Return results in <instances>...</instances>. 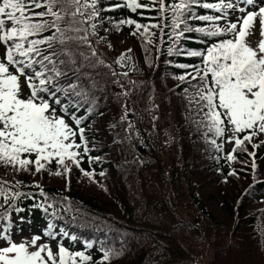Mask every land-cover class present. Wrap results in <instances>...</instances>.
Returning <instances> with one entry per match:
<instances>
[{
  "label": "trees",
  "instance_id": "obj_1",
  "mask_svg": "<svg viewBox=\"0 0 264 264\" xmlns=\"http://www.w3.org/2000/svg\"><path fill=\"white\" fill-rule=\"evenodd\" d=\"M218 1L190 2L181 19L210 28L193 16H216L201 5ZM124 3L98 0L104 17L96 35L84 25L91 46L67 45L79 71L60 82L67 87L70 79L80 95H60L72 125L73 117L82 121L87 153L78 150L79 167L65 162L69 172L55 161L39 173L0 166V221L23 214L97 245L87 264H199L201 245L211 254L207 264H264V146L248 145L255 158L238 150L229 161L234 144L209 131L189 102L194 89L178 79L191 71L179 65L199 63L186 53L203 50L206 37L191 31L177 39L184 24L174 29L171 9L108 10ZM126 19L159 27L142 34L120 24ZM123 52L131 68L119 74L114 62Z\"/></svg>",
  "mask_w": 264,
  "mask_h": 264
},
{
  "label": "snow or ice",
  "instance_id": "obj_2",
  "mask_svg": "<svg viewBox=\"0 0 264 264\" xmlns=\"http://www.w3.org/2000/svg\"><path fill=\"white\" fill-rule=\"evenodd\" d=\"M190 2L195 0H180L171 5L165 0H126L108 10L126 6L133 12L144 9L163 14L171 9L174 29L184 24L177 39L191 31L206 37L201 41L205 45L203 50L186 53L199 58V63L179 65L191 71L178 79L194 89L189 102L196 105L198 113H203L202 121L207 122L209 131L234 144L227 159H235L238 150L255 158L256 152H249L248 145L253 149L264 146V0L256 10V0H242L248 7H239L242 15L234 20H228L226 12L237 10L231 0L204 3L203 8L223 14L193 16L211 23L210 28L195 29L181 19ZM155 4L159 7L153 9ZM96 5L97 0H0V166L22 172H31L30 166H34L35 173H39L55 161L64 166V172H69L65 162L70 160L79 167L78 150L83 147L85 153L88 151L83 143L82 121L73 117L75 126L68 122L73 114L60 94L69 97L80 93L70 79L67 87L60 80L69 72L79 71L74 67L77 53L67 45L71 42L77 47L91 46L84 25L92 29L91 35H96V24L90 23L102 10ZM89 8L92 11H87ZM257 20L260 39L253 46L248 37L255 35ZM220 21L225 23L221 25ZM120 24L134 25L137 31L143 28L142 34L159 27L142 25L133 19L121 20ZM92 55L96 53L93 51ZM228 132L231 135L225 136ZM77 136L81 143H77ZM45 235L55 239L52 232ZM40 239L36 236L28 243H16L0 231V264H87L90 260L84 252L70 253L63 246L53 251L48 244H39ZM108 256L104 252L105 260Z\"/></svg>",
  "mask_w": 264,
  "mask_h": 264
},
{
  "label": "rangeland",
  "instance_id": "obj_3",
  "mask_svg": "<svg viewBox=\"0 0 264 264\" xmlns=\"http://www.w3.org/2000/svg\"><path fill=\"white\" fill-rule=\"evenodd\" d=\"M227 2V0H226ZM232 3H234L237 6L236 11H232L230 9H227V17L228 20H234L236 17H239L242 15V13L239 12V7H245V5H240V0H231ZM261 2L256 1L255 8L253 10L258 9ZM247 8V7H245ZM223 13H217L216 16L222 15ZM221 25L225 23V21L219 22ZM249 42L255 46L257 42L260 39L259 35V22L257 20L256 22V28H255V35L248 37ZM124 57L121 59V57ZM120 60V63H117V61ZM131 64V55L128 52L120 53L115 61V69L119 73H126L130 69ZM69 122V121H68ZM231 135L230 132L226 133V136ZM226 142V141H225ZM227 143V147L230 148L232 143ZM226 145V144H225ZM194 219V217H193ZM11 221L14 222V226H5L4 223L0 224V231L5 232L8 240H12L16 243H28L30 242L34 237L40 236L41 239L38 241L39 244H48L53 251H56L59 246H63L66 248L67 251L70 253L75 252H87L88 250H95L96 246H91L90 248L86 247L83 244H80L77 240L70 239L66 240L67 238L64 236L62 232H56L55 233V239L47 238L45 235V227L44 225H33L30 222H27L24 217H13ZM7 241H4V245L6 246ZM202 249V255L200 256V259L198 260L199 264H207V262L210 260L211 254L206 250V248L201 245Z\"/></svg>",
  "mask_w": 264,
  "mask_h": 264
}]
</instances>
